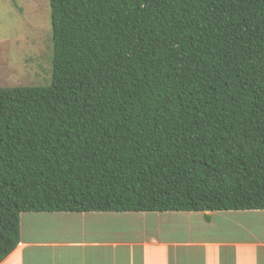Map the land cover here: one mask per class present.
Wrapping results in <instances>:
<instances>
[{"label": "trees", "instance_id": "16d2710c", "mask_svg": "<svg viewBox=\"0 0 264 264\" xmlns=\"http://www.w3.org/2000/svg\"><path fill=\"white\" fill-rule=\"evenodd\" d=\"M49 1L51 83L0 87V262L23 212L264 209V0Z\"/></svg>", "mask_w": 264, "mask_h": 264}, {"label": "crops", "instance_id": "0c3cea01", "mask_svg": "<svg viewBox=\"0 0 264 264\" xmlns=\"http://www.w3.org/2000/svg\"><path fill=\"white\" fill-rule=\"evenodd\" d=\"M120 212H24L20 217V242L0 264H224L227 252L232 264H258L264 248V243L251 237L174 241L153 234L154 225L146 227L145 221L155 223L158 216ZM162 213L164 218L174 217L167 214L171 212ZM204 213L210 217L213 212ZM116 214L137 226L125 235L119 224L111 222L117 220ZM120 252L123 254L119 260Z\"/></svg>", "mask_w": 264, "mask_h": 264}, {"label": "rangeland", "instance_id": "374dc122", "mask_svg": "<svg viewBox=\"0 0 264 264\" xmlns=\"http://www.w3.org/2000/svg\"><path fill=\"white\" fill-rule=\"evenodd\" d=\"M50 13L49 0H0L1 88L51 83L53 41ZM22 214L24 212L20 217ZM146 214H151L152 218L158 216L157 220L154 219L155 223L148 224L145 221L146 227L154 225L153 234L174 241L251 237L254 241L264 243V209L232 210L229 213L223 210L213 211L209 220L203 211H174L167 213L174 217L165 218L161 212ZM115 216L117 220L111 222L119 224V229L125 231V235L137 226L129 219L118 217L117 214ZM262 249L258 264H262V261L264 264V248ZM218 253L221 254L220 249ZM122 254L123 252L117 254L119 260ZM223 259L224 264H232V256L228 252L223 255ZM212 262L215 264V261ZM247 263L249 262H244Z\"/></svg>", "mask_w": 264, "mask_h": 264}]
</instances>
